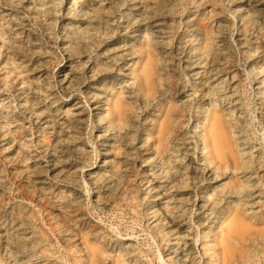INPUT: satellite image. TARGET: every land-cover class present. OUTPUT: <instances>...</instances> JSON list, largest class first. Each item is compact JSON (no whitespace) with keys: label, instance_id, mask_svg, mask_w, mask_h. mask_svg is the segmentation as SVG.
Listing matches in <instances>:
<instances>
[{"label":"rangeland","instance_id":"374dc122","mask_svg":"<svg viewBox=\"0 0 264 264\" xmlns=\"http://www.w3.org/2000/svg\"><path fill=\"white\" fill-rule=\"evenodd\" d=\"M63 1L62 4V0H0V218L6 214L3 221L19 222L23 213L14 204L20 202L28 204L26 208L34 217L29 231L16 233L15 229L11 234L30 237L28 233L38 235L39 229L47 232L44 226L48 219L47 201L69 200L74 189L81 190L63 180L68 178L72 164L84 168L86 174H102L106 170L102 168V150H108V159L114 162L117 170L131 154L125 141L109 143L95 120L74 127L72 122L63 119L74 112L78 91L91 96L103 93L109 100L103 107V115L108 119L117 112L114 108L119 105L124 119L123 122L117 120L115 125L152 147L168 110L177 101L178 90L189 81V92L196 96L189 114L192 125L208 128L213 117L220 116L230 140L231 153L238 156L240 146L246 143L243 147H253L254 155L264 154V84H253L252 88L243 77V70L249 69L254 62L260 63L264 55V13L258 14L254 27L245 28L240 23L233 30L229 26V11L239 10L243 5L239 0H233L235 2L230 5L228 0ZM250 4L256 6L253 2ZM144 14L151 17L146 19L147 25L140 22L133 25L142 16L145 18ZM236 15L241 14L238 11ZM204 19L208 20L207 28L214 34L220 31L226 42L233 38L235 45H241V52L253 54L248 58L236 51L229 54L227 63L216 59L206 66L214 70V74L221 73L218 76L223 79L228 78L226 96H231L230 87H237L240 92L236 98L242 102L248 123L239 122L236 130L229 128L227 121L239 117L241 110L222 104L213 106L203 115L201 109L208 105L202 97L205 86L200 88L199 80L190 76L189 66L195 60V55L190 53L196 44L193 43L195 38L202 50L199 53L206 52L207 41L203 29L198 27L204 24ZM86 27L90 28L88 34L82 32ZM141 33L146 37L140 39ZM110 51L116 58L105 60L103 55ZM86 65H90V70H83ZM65 75L73 81L70 86L60 82ZM126 82L133 86L122 89ZM146 89L156 97L168 91L159 111L154 112L146 106ZM98 100H91L90 104L102 106ZM136 116L137 120L147 119V125L134 121ZM75 147L87 152L76 155ZM142 151L138 152L146 157L143 155L147 153ZM50 160L57 162L53 173L44 167ZM25 175L29 178H23ZM141 176L138 178L142 179ZM240 178L230 176L223 184L239 183ZM139 182H136V199L129 207L111 205L102 183H97L90 191V199L83 204V211L89 215L82 228L99 235L100 242L119 239L117 231H113L116 229L123 240L138 248L143 261L162 264L157 256V239L154 240L145 227L147 201L143 199L148 186L139 187ZM96 200L99 203H95ZM261 213L264 208L259 210L256 219L247 221L253 231L264 228ZM232 218L233 215H228L221 228L207 231L213 241L225 236ZM48 234L57 247L51 252L60 251L58 255H66L64 249H58L60 244L55 239L58 236L63 242L62 237L57 233L55 236ZM96 241L93 236L83 240L88 247ZM233 247L244 248L236 242ZM113 257L117 258L118 252Z\"/></svg>","mask_w":264,"mask_h":264},{"label":"bare ground","instance_id":"6f19581e","mask_svg":"<svg viewBox=\"0 0 264 264\" xmlns=\"http://www.w3.org/2000/svg\"><path fill=\"white\" fill-rule=\"evenodd\" d=\"M63 2L62 0V4ZM234 2L228 0L229 5ZM251 2L256 6L251 7ZM240 3L243 4L238 10L241 15H236L238 11H229V26L233 30L240 23L245 28L254 27L258 14L264 13L261 8L264 7L263 0H239ZM144 15L145 18L142 16L140 21L133 22V25L136 22L147 25L146 19L149 15ZM205 20L204 24L198 27L203 29V37L207 41L206 52L199 53L201 49L198 47V39L195 38L193 43L196 44L190 53L195 55L194 62L189 66L190 76L199 80L197 85L200 88L205 86L202 97L208 101V105L201 109L203 115L213 106L222 104L241 110L239 117L227 121L228 127L236 130L239 122L248 123V117L242 111V102L236 98L240 92L237 87H230L231 96H226L224 90L226 87L228 89V78L223 79L218 76L221 73L214 74V70L206 69V66L213 64L216 59L227 63L229 54L236 51L248 58H252L253 54L241 52V45H235L233 38L226 42L220 31L214 34L207 28L209 22ZM89 31L88 27L82 30L84 34ZM139 37L143 39L146 35L141 33ZM109 40L110 38H106V41ZM166 44L171 45L169 42ZM103 57L108 61L116 58L111 51ZM87 62L90 63L89 60ZM82 68L90 70V65ZM243 77L250 82L251 87L253 84H264V55L260 63L254 62L249 69L243 70ZM234 79L235 76L230 78L231 84ZM60 82L70 86L73 81L70 76L65 75ZM126 83L122 89L133 86ZM189 89L188 81L178 90L177 101L174 107L168 110L152 147L138 140L135 135L124 132L121 126L115 125L117 120L123 122L124 119L119 105L114 108L117 112L108 119L103 115V107L109 100L103 93L91 96L78 91L74 112L63 119L72 122L74 127L95 120L109 143L114 145L125 141L131 154L124 159L123 167L117 170L114 162L108 159V150H102V168L106 169L102 174H86L84 168L72 164L68 178L64 177L63 180L82 191L74 189L69 200L59 203L51 201L52 199L47 201L45 210L48 219L45 220L44 226H47L48 230L46 232L39 229V236L34 232L28 233L32 235L30 237L10 233L15 229L16 233L29 231L34 218L26 208L27 203L14 204V207L23 213V218L17 223L12 219L3 221L6 214L0 218V264H150L143 261L138 248L123 240L118 230L113 231H117L119 239L100 242L99 235H92L87 228H82L85 227L84 222L89 215L83 211V204L97 183H102L108 201H112L111 205L126 204L129 207L136 199V182L139 181V187L148 186L143 199L147 201L144 205L145 227L153 239H157V256L162 264H264V228L253 231L247 223L249 219H256L259 210L264 208V154L258 152L254 155L253 147H243L247 146L246 143L240 146L238 156L231 153L228 149L230 140L227 139L225 124L220 116L213 117L208 128H201L198 124L192 125V116L189 114L193 111L196 96L190 93ZM144 93H147L146 106L154 112L159 111L162 102L168 97V91L157 97L150 89H146ZM96 99H99L102 106L90 104L91 100ZM133 119L141 125H147V119L137 120V116ZM104 147L107 148V145ZM139 150L147 153L143 155L146 157H142ZM74 152L81 155L87 150L75 147ZM44 167L46 171L53 173L57 162L47 161ZM140 175L142 179L138 178ZM234 175L241 177L239 183L223 184L226 178ZM23 178L29 177L25 175ZM95 203H99V200ZM42 209L44 210V207ZM261 214L264 220V213ZM228 215H233V218L227 224L225 236L213 241L207 231L221 228ZM48 233L53 236L57 233L62 237L63 242L58 236L55 239L56 243L60 244L58 249H64L66 255H58L60 251L51 252V249L56 250L57 247ZM92 236L97 241L95 245L88 247L83 240ZM233 242L242 244L244 248H234ZM116 252L118 257L114 258Z\"/></svg>","mask_w":264,"mask_h":264}]
</instances>
